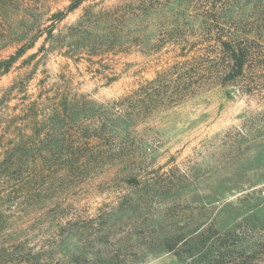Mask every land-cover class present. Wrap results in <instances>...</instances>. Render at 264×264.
Instances as JSON below:
<instances>
[{"label": "rangeland", "instance_id": "rangeland-1", "mask_svg": "<svg viewBox=\"0 0 264 264\" xmlns=\"http://www.w3.org/2000/svg\"><path fill=\"white\" fill-rule=\"evenodd\" d=\"M72 1L0 0V61L33 43L1 77L0 135L2 115L36 99L50 114L62 93L72 135L99 116L109 125L76 174L62 169L64 193L1 231L0 246L47 250V264H264V70L259 88L252 69L152 113L138 91L186 60L224 57L233 32L262 30L264 0H85L67 11Z\"/></svg>", "mask_w": 264, "mask_h": 264}, {"label": "trees", "instance_id": "trees-1", "mask_svg": "<svg viewBox=\"0 0 264 264\" xmlns=\"http://www.w3.org/2000/svg\"><path fill=\"white\" fill-rule=\"evenodd\" d=\"M84 1L73 0L67 11L76 9ZM65 15L66 12L61 11L54 16L61 19ZM252 20L254 19L247 20V26L252 27V23H255ZM256 20V24L263 30L264 13ZM245 30L248 31L233 32L228 39L221 42L224 57L210 62L204 59L203 54L199 56V61L196 57L186 60L140 87L139 95L144 97L141 101L142 111L152 113L179 105L218 81L244 79L252 69L250 86L253 89L259 88L260 74L264 70V34L262 30ZM51 32L50 30L49 33ZM32 46L33 43L22 45L8 58L0 61V80ZM72 102L67 93H62L50 108V114L47 111L49 107L44 104L39 108L41 105L36 99L24 102L20 113L2 115L1 119L5 124L0 135V232L18 221L27 223L38 210L48 208L52 203L40 204V201L53 195L56 200L60 193H64L63 185L60 186L61 192L56 194L59 187L54 183L58 180L62 183L68 176L62 169L65 167L70 172L69 175L76 174L79 170L78 163L90 160L84 152L87 151V145H92L94 139L100 136L105 137V129L109 123L102 116L98 118L101 124L95 126L91 133L86 132L83 136H77V132L71 134L61 114L72 106ZM128 102H119L122 109L118 115L122 122L125 110L133 108ZM44 133L45 135H42ZM52 137L57 140L54 144L51 142ZM59 169L61 172L57 174ZM135 179L131 177L127 180ZM23 244L24 242L1 245L0 264H47V250L24 251L19 249ZM227 262L251 264L247 261L239 263L237 257L230 260L226 256H222L217 262L206 264Z\"/></svg>", "mask_w": 264, "mask_h": 264}]
</instances>
